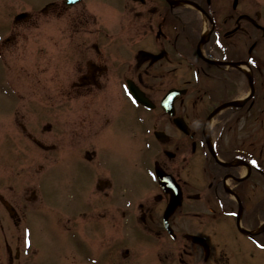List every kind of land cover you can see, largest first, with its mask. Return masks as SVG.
Here are the masks:
<instances>
[{
  "label": "flooded vegetation",
  "instance_id": "obj_1",
  "mask_svg": "<svg viewBox=\"0 0 264 264\" xmlns=\"http://www.w3.org/2000/svg\"><path fill=\"white\" fill-rule=\"evenodd\" d=\"M24 143L94 198L42 263L34 192L0 173V264H91L88 232L94 264H264V1L0 0V167ZM155 167L182 196L167 222Z\"/></svg>",
  "mask_w": 264,
  "mask_h": 264
},
{
  "label": "rangeland",
  "instance_id": "obj_2",
  "mask_svg": "<svg viewBox=\"0 0 264 264\" xmlns=\"http://www.w3.org/2000/svg\"><path fill=\"white\" fill-rule=\"evenodd\" d=\"M7 153L6 156H12L13 155V151L10 149L11 145H7ZM23 147H25V145L23 144ZM30 151V157L33 156V154L35 156H42L43 153L42 152H38V150H36L35 148L33 149H29ZM34 151V152H33ZM39 156V157H40ZM13 158L16 159V156H14ZM50 165L44 161V160H39L38 162V170H37V174H35L34 169L36 168V165H32V163H30V160L25 158L24 160H20L19 162H11L8 161V163L3 167H0V173H5L6 174V179H8L7 181V186L8 184L11 185L12 182H10V180L14 179V178H22V190H26L28 192H32L34 191V189L36 187H34L35 182L37 181L38 184H40L42 187H44V191L43 192V188L41 186H39V190L42 193L44 198H41L40 193H38V197H37V204H38V208L40 212H45V211H49L51 213L52 217H56V219L59 218V220L64 219V205L67 203L65 200L67 199L66 196H64V194L57 192V190L59 189V187L57 186V184L48 182V178H47V174H48V170H50ZM33 174H35V176H33ZM32 179V182H31ZM67 179L64 181V176H57V180L63 185V181H64V185H66V187L68 186L67 183ZM71 181H69L70 183ZM63 185V186H64ZM7 192V196H8ZM50 199L49 201L46 199ZM79 197L75 198L78 199ZM47 222H49V220H47ZM53 225L50 224V227L48 226L49 230H51L50 228ZM53 230L57 231L55 233H47V234H36L37 238H33V243L36 247H38L39 250H41L43 252V257L46 256H52L56 262L58 261L59 256L62 255V250L61 247L64 244L63 242V234L62 232L57 228V227H53ZM60 232V233H59ZM9 233L13 234L10 235ZM20 235V234H19ZM118 235V234H117ZM15 236V230L13 228V226L10 225L9 220L7 221V237L10 238L12 237V244L14 246V240L13 237ZM120 236V235H119ZM12 246V245H11ZM42 263H47V262H42ZM61 264V263H59Z\"/></svg>",
  "mask_w": 264,
  "mask_h": 264
}]
</instances>
